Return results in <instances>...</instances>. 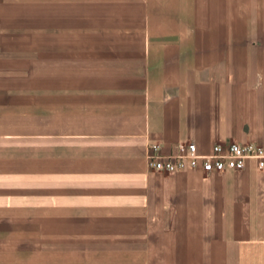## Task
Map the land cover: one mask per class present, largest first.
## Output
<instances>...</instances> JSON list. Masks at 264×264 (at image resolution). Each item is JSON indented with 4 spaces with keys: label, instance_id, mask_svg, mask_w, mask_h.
Segmentation results:
<instances>
[{
    "label": "crops",
    "instance_id": "obj_1",
    "mask_svg": "<svg viewBox=\"0 0 264 264\" xmlns=\"http://www.w3.org/2000/svg\"><path fill=\"white\" fill-rule=\"evenodd\" d=\"M12 1L0 0V39L29 38L7 29ZM112 3L117 17L103 9ZM54 9L55 30L41 36L71 40L74 54L69 85L56 77L55 94L40 95L56 105L52 123L47 112L39 120L38 208L71 221L0 222V264H264L255 162L211 173L146 162L149 142L172 152L193 141L202 153L264 143V0H54ZM14 158L0 149L1 215L15 212ZM32 237L41 253L16 257V240Z\"/></svg>",
    "mask_w": 264,
    "mask_h": 264
},
{
    "label": "rangeland",
    "instance_id": "obj_2",
    "mask_svg": "<svg viewBox=\"0 0 264 264\" xmlns=\"http://www.w3.org/2000/svg\"><path fill=\"white\" fill-rule=\"evenodd\" d=\"M105 1L108 2V0ZM46 2L48 5L44 8L42 0H13V7L7 8V14L2 17L10 21L7 23V29L27 31L23 34L30 36L29 38L0 39V116H7L6 112H9V116L14 114L9 118L0 117V127L29 131L26 132L28 134H0V149L2 147L14 149L15 158L11 163L16 171V183H14L16 188L9 194L14 196L15 212L9 215L0 214V222L9 221L16 225L34 226L36 224L37 226L42 222L71 221L69 214H42L38 208L39 153L45 139L38 135L39 120L42 113L47 112V118L43 117L42 120H46L47 124L52 123L55 119V111H51L49 107L56 105L50 101L41 102L40 95L55 94L54 79L56 77L65 80L66 85H69L71 66L64 60L70 58V54H74L69 49L71 40L41 36L40 32L46 29V24L39 23V19L42 18V8L47 11V20L52 22L47 23L46 30H55L54 0ZM112 4L115 5L102 8L110 9L108 13H105H111L108 16L117 17L116 13H113L118 10L117 3ZM63 89H69V87H63ZM51 99L53 101V98ZM44 106L48 109H44ZM63 120V125L69 126V121L65 122L69 119ZM25 232L33 236L39 233L38 231ZM39 251L37 237H32L29 242L16 240V257L25 254L37 256L41 253Z\"/></svg>",
    "mask_w": 264,
    "mask_h": 264
},
{
    "label": "built area",
    "instance_id": "obj_3",
    "mask_svg": "<svg viewBox=\"0 0 264 264\" xmlns=\"http://www.w3.org/2000/svg\"><path fill=\"white\" fill-rule=\"evenodd\" d=\"M146 162L150 170L168 173L188 167H201L206 173L242 170L248 162H255L258 169L264 170V143H216L209 152L202 153L193 141L176 144L172 152H165L159 142H149Z\"/></svg>",
    "mask_w": 264,
    "mask_h": 264
}]
</instances>
